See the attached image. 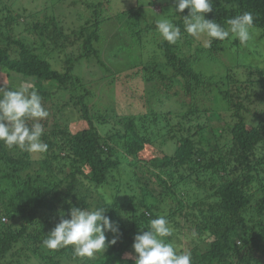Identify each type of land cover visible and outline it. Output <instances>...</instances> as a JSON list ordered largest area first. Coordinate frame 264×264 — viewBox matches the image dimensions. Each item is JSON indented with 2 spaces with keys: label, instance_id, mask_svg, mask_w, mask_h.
Instances as JSON below:
<instances>
[{
  "label": "trees",
  "instance_id": "1",
  "mask_svg": "<svg viewBox=\"0 0 264 264\" xmlns=\"http://www.w3.org/2000/svg\"><path fill=\"white\" fill-rule=\"evenodd\" d=\"M112 1L74 0L67 18L55 5L19 13L15 0H0V74L29 80L49 112L43 158L0 143V264H133L134 237L158 216L192 264H264V0H213L206 19L226 26L247 11L254 28L247 46L230 37L207 49L184 31L189 10L175 12L172 0H146L151 11L136 0L112 9ZM146 13L173 20L181 40L164 41ZM220 55L222 73L198 70ZM77 65L100 67L112 86L136 77L134 89L118 92L129 102L106 105ZM164 101L179 110L161 113L158 140L148 128ZM222 114L229 121L215 127ZM98 206L120 232L104 253L42 245L61 213Z\"/></svg>",
  "mask_w": 264,
  "mask_h": 264
},
{
  "label": "clouds",
  "instance_id": "2",
  "mask_svg": "<svg viewBox=\"0 0 264 264\" xmlns=\"http://www.w3.org/2000/svg\"><path fill=\"white\" fill-rule=\"evenodd\" d=\"M172 2L177 13L189 10L188 16L183 19L184 31L206 49L212 46L214 40L223 42L231 37L247 46L252 39L254 17L251 12L245 11L229 18L226 26H222L205 18L213 10V0ZM155 27L169 44H176L182 38L181 28L173 20L159 19ZM48 116L49 112L34 85L25 83L15 90L0 89V143L8 149H19L43 158L48 145L42 140L45 134L42 121ZM107 210L103 206L83 210L70 208L69 218L64 219L61 213L60 222L45 235L42 245L49 250L72 246L75 256L95 258L119 239V226L105 215ZM106 233H110L112 238L108 239ZM173 234L174 230L164 216L150 220L146 231L134 237L132 253L126 254L127 259H131L133 264H192L191 252L180 250L178 245L169 241ZM194 236L193 232L189 238Z\"/></svg>",
  "mask_w": 264,
  "mask_h": 264
},
{
  "label": "rangeland",
  "instance_id": "3",
  "mask_svg": "<svg viewBox=\"0 0 264 264\" xmlns=\"http://www.w3.org/2000/svg\"><path fill=\"white\" fill-rule=\"evenodd\" d=\"M16 1V4L13 6L15 10H17L19 13H23L21 12L20 10L21 9H25L27 10L26 12H32V11H36V10H40L42 8H45V7H49V8H55L56 7V14H59L61 13L62 15H66L67 18L69 17V13H66L68 10H69V2H72L74 0H62L60 2H58V0H15ZM135 1V0H114L112 1L111 5H113V7H111L112 9L114 7H123V4L124 6L125 5H132V2ZM138 2V5H140V7H143L144 9L146 10H150V8H147V1L146 0H136ZM167 1H170V0H167ZM62 3V4H61ZM53 5H55V7H52ZM79 7V6H78ZM126 8V7H124ZM48 11H53L52 13H54V9H51V10H48ZM55 14V13H54ZM74 13H70V15H72ZM148 16H150V18L148 17V20H150L151 18L153 19H159L158 17V14H154V13H146ZM68 21H72V17L70 16V18L68 19ZM73 22V21H72ZM68 24V22H67ZM110 24V25H108ZM112 23V22H108L106 23V25H104L107 29L109 30H122L125 28V26L123 27H119L118 24ZM123 25V24H122ZM102 26V33L104 32L103 30V27ZM124 31V30H123ZM107 36H110L108 33L106 34ZM123 37H126L127 34H123L122 35ZM106 41L105 42H102L100 44V47L103 48V47H106ZM146 50V49H145ZM53 64H55L58 68L61 67V62L59 60V58L57 56L53 57ZM227 62V59L225 60L224 56L223 55H220L219 56V61H217V63H208V62H203L201 63L199 66H198V70L204 72V73H207V74H210V73H214V74H219V73H222L223 72V65L226 66V62ZM75 73L82 77L83 79V83H85L86 87H89V86H94L97 88V92H96V95L97 94H103L105 96V104L106 105H113L112 101H116V99L118 97L121 98V100L124 102V103H127L129 101H127L124 97L125 96H120L118 94V92H121V91H130L132 89H134L135 85H136V77L130 79L129 81L127 82H118V86H112L111 84H108L109 80L110 79H103L102 78V71H101V68L100 67H96L95 65H90V66H80V65H77L76 66V70H75ZM143 75V74H142ZM103 79V80H102ZM140 82H141V79L139 78ZM139 82V81H138ZM25 83H30L31 82L29 80H24L20 77H17L15 80H12V81H8L6 79V77L3 75V74H0V86H3V85H8L9 87H13V88H17L18 86L22 85V84H25ZM98 83V84H97ZM138 84V83H137ZM99 87V88H98ZM100 97V100H101V96H98ZM119 99V98H118ZM127 101H125V100ZM97 101V100H95ZM131 103V102H130ZM153 108V111L157 108V107H152ZM131 111H134V112H137V111H140V110H145V111H150L148 109H140L138 108L139 110H136L134 107H130ZM255 110H257V108H254ZM170 110H173V111H176V110H179V107H177L176 105H170L169 102H166L164 101V107H162V109L160 111H157L155 110L157 113H158V117H159V121L158 123L155 125L153 124L152 126H150L148 128V132L150 134L153 135V137H155L156 139L160 140L161 139V136L166 132V127H165V121L164 119L160 116L161 113L163 114H166V111H170ZM222 116V121L219 119L214 121L213 123H215V127H220V126H223L224 125V121H229V118L226 116V115H221ZM69 123H67L66 125L68 126ZM76 125V124H75ZM69 127H72V129H74L75 127L73 126V123L70 124ZM164 127V128H163ZM221 128V127H220ZM142 135L144 136H147L146 133H144L143 131H141ZM152 138V137H151ZM154 139V138H152Z\"/></svg>",
  "mask_w": 264,
  "mask_h": 264
}]
</instances>
